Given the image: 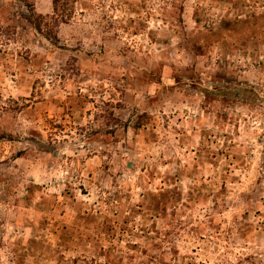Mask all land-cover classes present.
Instances as JSON below:
<instances>
[{"label":"rangeland","instance_id":"374dc122","mask_svg":"<svg viewBox=\"0 0 264 264\" xmlns=\"http://www.w3.org/2000/svg\"><path fill=\"white\" fill-rule=\"evenodd\" d=\"M25 14L0 0V264H264V0Z\"/></svg>","mask_w":264,"mask_h":264},{"label":"trees","instance_id":"16d2710c","mask_svg":"<svg viewBox=\"0 0 264 264\" xmlns=\"http://www.w3.org/2000/svg\"><path fill=\"white\" fill-rule=\"evenodd\" d=\"M20 2L22 3V6L26 11L24 19L31 26H50V22L46 21L47 20L46 18L52 19L53 20L52 23L55 25L58 22H65L66 20L70 19L74 12V4L76 0H52L53 12L52 15L48 17H42L40 15H36L32 0H20ZM97 220L98 222L96 224V227L99 228L98 232H100V234L99 236H97L99 238H94L95 242L105 239V236L103 235H105L107 231L110 230L111 228L108 225L109 220L107 219L106 216H98ZM76 229L78 230V227ZM77 239L78 241L81 240V236H78ZM74 242L76 243V241ZM94 245L95 243L93 244V246ZM94 251L96 252L95 248ZM114 251L115 249L111 245L105 250L104 249L101 250V248L99 247L96 254L93 253L90 259L85 258V256H78V255L74 257L72 256L70 258H65L64 256H61V262L62 264H115L116 259H118V261L122 260V256L121 255L116 256L115 254L116 252L114 253ZM121 253L122 251L120 250L119 254ZM151 263L150 261L149 262L147 261L144 264H151Z\"/></svg>","mask_w":264,"mask_h":264}]
</instances>
